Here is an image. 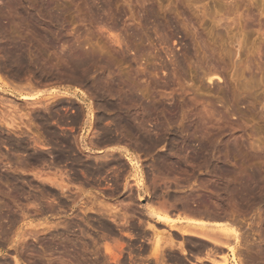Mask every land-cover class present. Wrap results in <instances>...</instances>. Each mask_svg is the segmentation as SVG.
<instances>
[{"label": "rangeland", "instance_id": "374dc122", "mask_svg": "<svg viewBox=\"0 0 264 264\" xmlns=\"http://www.w3.org/2000/svg\"><path fill=\"white\" fill-rule=\"evenodd\" d=\"M8 1L0 0V20H2L1 23L3 24V28L2 25L1 28L4 29L0 28V43L3 44V41L10 36L12 40L17 39L20 44L26 42L28 48L25 44H22L31 53L33 52L32 56H40V63L35 61L36 64H33L35 66L34 70H38L37 73L40 72L38 73L40 76H37L36 80H38V77L39 80L43 79L39 84L34 83L37 85L36 90L69 88L71 92L77 91L80 93L81 90L86 91L88 97L86 95L85 101L82 100V97H80L82 99H79L73 93L74 97L62 96L64 98H60V100L65 102V106L68 107L67 112L73 113L71 105H85L84 107L86 108L88 102L96 104L94 93L89 90L90 85L87 86L86 82L84 84L63 79L57 73L58 69L62 70L66 65V63H62L63 61L60 58L64 57L67 60L68 57L66 56L70 54V50L75 49V47L77 49V45H81L84 49L90 48L88 50L94 52L96 60L106 61L105 66L108 76L115 80L116 83L119 79L122 81L121 85L117 86L123 87L125 85V90L129 91H133V89L138 91L139 89L138 92L142 95L141 98H144L142 100L145 104H156V106H152L150 115L144 113L143 115L146 118L141 115L140 117L144 118V121L148 123L146 126L151 128L153 133L157 130L155 126L164 124V133L167 136V140L165 139V142L163 141L151 148L149 152L128 145L132 152L131 155L133 157L134 154L139 156L145 169L148 186V191L142 193L145 201L156 199L162 194V190H165L164 198L167 200V205L176 204L180 199L178 204L171 210L173 216L176 217L179 216L176 213L183 210L181 203L183 197H180V195L195 197L196 191L201 192L204 195H209L208 205H213L214 207L221 204L219 206L221 208L230 199L229 194H227V185L235 183L234 186L237 185L236 188L239 186L238 189L241 192L237 189V194H234L238 208H240L238 218L242 219V222L241 220L238 222V226L241 228L243 236H252L251 239L254 237L259 239L260 235L258 232L264 226L257 223L260 216L258 208L264 207V204L258 200H249L247 197L242 196L240 184L241 180L243 178L247 179L253 170H262L260 180L264 179V158H261V162L260 158L255 156L256 149L259 148V151L264 150V0H82L83 2L81 0H15L11 3L9 1L10 4ZM44 3L47 4L48 11H51L56 16L53 22L49 20L45 22L44 17H38L40 16L38 12H42L41 7ZM28 6L33 8L32 15L37 13L33 16V19L35 18L33 21L37 19L35 24L39 29H43L42 32L31 25L25 18L26 10L27 12L31 11ZM102 6H106V10H103ZM92 7L93 10L91 9ZM87 9L90 10L88 11ZM117 16L120 18V25L117 29H110L112 30L110 31L105 22L108 24L115 20ZM157 24H161L165 28L163 27V30H159L155 27ZM2 32L6 35H3ZM135 32H138V35ZM140 32L142 33L141 35ZM23 33L24 36L22 35ZM163 34L165 37H163ZM116 35L121 40L124 39V52L122 46L120 48L115 43L116 41H113ZM141 36H144V38ZM46 37L49 38V43ZM135 37L136 40H134ZM132 41L136 45L133 43L131 47L133 46L134 49L133 47L128 49L127 42L130 43ZM138 45L140 48L143 47L142 50L136 47ZM134 51H137L136 54ZM1 53L3 54V52ZM1 53L0 64L2 63V58H4ZM136 57L142 65L136 61ZM64 58L63 60L66 61ZM114 60L116 61L113 62ZM142 60L144 61L142 62ZM50 69H53V71L51 70L52 72H50ZM93 69L90 79L101 74L104 70V68L99 66H96V69L93 67ZM135 70L139 71V73H136ZM211 71L217 76L213 79L215 82H209L206 78ZM1 73L0 84L5 89L10 88L13 90L16 87H13V85H18L19 83L22 85L29 80V78L28 80L26 78V75L29 76L28 74H25L24 77L22 76L21 79H14L5 73L4 70ZM35 78H32L33 82H35ZM0 92V95H2L0 97L4 96L3 98L11 99L12 102L10 101V103L14 104V108L17 107L16 109L21 110L20 113L19 110H12L14 112H12V116L14 115L19 121L21 119L20 114L26 113L30 106L22 107L26 102L18 97L17 94L9 93L2 89H0ZM158 102H160V106H157ZM205 109L207 113H205ZM112 114H108V116L110 115L109 119L105 120L104 123H109L112 120ZM21 120L28 123L27 117H23ZM1 123L0 264H218L219 260L228 255L227 249L224 247L219 250L220 246L212 245L211 243L202 244V240L194 236H182L181 233L172 229L167 223L158 222L146 214H139V216L137 215V217L133 218V223L135 225L139 224L136 225V228L138 229L141 226L138 229L139 231L137 230L139 234L136 232L135 238L129 237L126 234L129 232L128 229L108 217L105 214L106 212H103V216L105 214L104 217L106 218L107 227L104 228L106 230L102 227L100 228L98 222L101 217L105 218L101 216L102 214L96 208L95 210H90L89 208L94 201L98 202L100 200L110 202L108 204L111 205H117L118 201L122 199L119 194L124 191V179L121 181V191L112 194L109 193L108 188L103 189L100 187L109 185L104 182L101 185H88L79 180L75 179V181L72 178H67L66 175H69L70 171L67 170V166L54 163V159L51 157V149H43L34 145L32 136L37 131L35 125L30 129L22 125V130L25 132L20 138L26 141L30 147V152L36 153L38 152L37 150H43L46 153V159L31 163L26 162L24 160L26 156L23 152L11 148L12 146L7 145L4 141L7 138H17L16 140H18L17 133L14 134L13 130ZM195 123L202 126L200 128L202 131L199 132L200 135L208 136L209 141L211 140V145L215 142L216 144L214 143L215 145L213 146L219 147L217 152L216 150L213 151V155L219 153L218 157L214 155L215 158H213L215 170L217 169L214 173L211 172L208 165L200 164L199 159L195 160V148L197 146L199 148V145H197L199 142L197 141L200 139H198V135L196 138L194 134ZM64 127L70 136L74 134L75 136L78 135L79 138L84 137L87 139L92 134L91 129L89 130L88 122L85 125H79V127L75 125L71 128L70 124H66ZM182 130H185L184 133H192L190 134L192 146H185L180 154L175 155V153L172 154L173 156L169 154V157L173 159H170L171 168H174L170 171L171 176L168 174V178L164 181H160L159 176H157L154 181L152 179V167L154 168L155 160H157L159 154L164 152V149L169 152L177 150L176 145L172 142H175V140L179 141V137H177V139L179 138L178 140L174 137L177 134H181ZM25 133L28 135H25ZM71 138L74 139L73 136ZM220 144L221 146H219ZM84 147L83 150H88V148ZM102 148H107L106 151L113 154H111V157L124 155L120 152L121 150L116 151L104 146ZM219 149H222V152ZM253 149L254 151H252ZM96 150L100 152V150L104 149L96 148L91 153H96ZM17 158L20 161L24 160L25 164L17 163L19 161ZM172 161H174L173 164ZM257 166H259L258 169H256ZM222 168H231L236 171L227 173L221 171ZM134 173V168H131L130 172L125 171V175H127L125 182L128 183L127 189L123 194L130 192L131 189L129 188H133L137 192L136 186L133 185L137 182ZM8 174L11 176L9 177ZM54 176H56L57 180L61 179L58 181H63L67 185L65 191L62 192L58 186H54L49 181L50 178H55ZM9 178L11 179L9 180ZM260 180L253 181L252 179L251 182L257 189L263 188L262 191L264 192V180L263 182ZM77 184L84 186H81V188ZM82 189L85 190L83 191ZM173 191L178 193L175 192L174 194ZM90 198L94 201H90ZM74 199L76 200L74 201ZM145 201L137 199L136 203L139 206ZM223 211L225 212L226 210L221 212ZM150 222L155 225L156 230L160 233L163 230L161 245L166 259L164 262L159 261L155 255L154 257L152 255L157 236L154 230L150 228ZM39 223L41 224L39 225ZM175 224L183 227L180 222H175ZM183 228L186 227L184 226ZM256 230L257 232H255ZM168 235L177 241V244L182 243V241L187 243L189 250H187V254L183 253L180 246H177L178 248L176 246L175 248L174 245V248L171 247L172 244L169 242ZM253 241L248 243L249 246L246 243H240L238 246L241 247H238V253L241 254L237 253V256L242 260L248 259L246 252L252 256L256 254L258 256L257 259H259L255 260L254 256L255 263L253 264H257L262 258L259 257L261 254L259 253V255L255 251L258 249L257 251L260 252L261 249H264V241L263 244L261 243V247L258 242L255 243ZM197 243H200V246ZM107 245L113 246L112 248L115 247L113 249L114 254L107 252ZM209 247H215L212 254L208 250ZM249 250L253 254H250ZM229 255L231 256V252H229ZM197 257H201L202 260L198 261ZM210 258L216 259V262H211Z\"/></svg>", "mask_w": 264, "mask_h": 264}, {"label": "bare ground", "instance_id": "6f19581e", "mask_svg": "<svg viewBox=\"0 0 264 264\" xmlns=\"http://www.w3.org/2000/svg\"><path fill=\"white\" fill-rule=\"evenodd\" d=\"M3 1V0H2ZM5 1V0H4ZM10 3L11 2H14L15 0H9ZM8 1V3H9ZM21 1V0H20ZM76 1V0H75ZM74 1V2H75ZM82 1V0H81ZM86 1V0H85ZM89 1V0H88ZM95 1V0H94ZM101 1V0H100ZM113 1V0H112ZM17 2V1H16ZM83 2V1H82ZM81 2V3H82ZM110 2V1H109ZM9 3V4H10ZM89 3V2H87ZM103 3V2H102ZM101 3V4H102ZM21 4V3H20ZM37 4V3H36ZM65 4V3H64ZM85 4V3H84ZM12 5V4H11ZM16 5V4H14ZM30 5V4H29ZM87 5V4H86ZM89 5V4H88ZM104 5V4H103ZM110 5V4H109ZM108 5V6H109ZM17 6V5H16ZM23 6V5H22ZM82 6V5H81ZM112 6V5H111ZM27 7V6H26ZM30 6H28L29 8ZM34 7V6H33ZM47 4L44 3L42 5V12H38L41 18L44 17V20L45 22H47V20H49L50 22H53L54 19L56 18V16L51 12V11H48V8H47ZM87 7V6H86ZM89 7H91L89 5ZM96 7V6H95ZM94 7V8H95ZM106 6H102L101 8L103 10H106L105 9ZM36 8V7H35ZM34 8V9H35ZM84 8V7H82ZM110 8V7H109ZM108 8V10H109ZM31 11H28L26 10V17L28 22L31 23V25H33L35 28H37L40 32H42L43 29H39L38 26L35 24L36 20L33 21V16L36 15L37 13L33 14L32 15V9L31 8ZM29 9V10H30ZM68 9V8H67ZM93 10V7L91 8ZM38 10V9H37ZM88 10V9H87ZM90 10V9H89ZM88 10V11H89ZM107 10V11H108ZM36 11V10H35ZM33 11V12H35ZM57 11V10H56ZM62 11V9H61ZM95 11V10H94ZM106 11V12H107ZM109 12V11H108ZM107 12V13H108ZM22 13V12H21ZM93 13V12H92ZM90 13V14H92ZM96 13V11H95ZM100 13V12H99ZM97 14V13H96ZM114 14V13H113ZM98 15V14H97ZM122 15V14H121ZM24 16V15H23ZM58 16V15H57ZM95 16V15H94ZM2 17V16H1ZM55 17V18H54ZM59 17V16H58ZM37 18V16H36ZM47 18V19H46ZM62 18V17H61ZM3 19V18H2ZM59 19V18H57ZM90 19V18H89ZM92 19V18H91ZM119 17L117 16V18L113 21H111L110 23H106L105 21V24L107 25V27H109V30L110 29H117L120 25V22H119ZM103 20V19H102ZM48 21V22H49ZM100 21V20H99ZM2 20H0V28H1V25H2V28H3V24L1 23ZM109 22V21H107ZM64 24V23H63ZM52 25V24H51ZM104 25V26H106ZM103 26V27H104ZM155 26V25H154ZM6 27V26H5ZM157 29L159 30H163V25L161 24H157L155 26ZM1 28V29H2ZM142 29V27H140ZM165 28V27H164ZM0 29V30H1ZM8 29V28H7ZM48 29H49V26H48ZM132 29V28H131ZM135 29V28H133ZM155 29V28H154ZM155 29V30H157ZM4 30V29H2ZM6 30V29H5ZM50 30V29H49ZM57 30V29H56ZM166 30V29H165ZM112 31V30H110ZM136 31V30H135ZM153 31V30H152ZM175 31V30H174ZM5 32V31H3ZM2 32V34H3ZM59 32V31H58ZM57 32V33H58ZM115 33V31H113ZM134 32V31H133ZM131 32V33H133ZM162 32V31H161ZM160 32V34H161ZM1 33V32H0ZM9 33V32H8ZM7 33V34H8ZM136 33V32H135ZM134 33V34H135ZM138 33V32H137ZM136 33V34H137ZM163 33V32H162ZM168 33V32H167ZM166 33V34H167ZM5 34V33H4ZM3 34V35H4ZM134 34H131V35H134ZM142 33L140 32V35ZM6 35V34H5ZM14 35V34H13ZM24 36V33L22 34ZM21 35V36H22ZM115 35V34H114ZM138 35V34H137ZM164 35V34H163ZM20 36V38H21ZM35 36V35H34ZM136 36V35H134ZM28 37V36H26ZM113 38V36H111ZM138 37V36H137ZM144 38V36H141ZM162 37V36H161ZM165 37V35L163 36ZM167 37V36H166ZM15 38V37H13ZM33 38V37H32ZM48 40L49 38L46 37ZM139 38V37H138ZM35 39V38H34ZM44 39V38H43ZM114 40L113 41H116L115 43L117 45H119V47L121 48L122 46V50L124 52V48H123V40H121V38L117 37L116 35V38H113ZM165 39V38H163ZM3 40V38H2ZM29 40V39H28ZM27 40V41H28ZM53 40V39H51ZM50 40V42H51ZM136 40V37L135 39ZM133 40V41H134ZM144 40V39H143ZM161 40V39H160ZM21 41V40H19ZM30 41V40H29ZM33 41V40H32ZM45 41V40H44ZM112 41V42H113ZM126 41V40H125ZM127 42V47L129 49V47H131V45H133V43L135 44V42ZM22 42V41H21ZM142 42V41H141ZM23 44L26 45V42H22ZM20 44V42L18 43L17 42V39L16 40H12V38L7 37L5 41H3V44L0 45V53L3 52V57L2 58V63L0 64V79L1 78V72L2 70H4L5 73H7L8 75L12 76L14 79H21L22 76L24 77L25 74H28L29 76L26 75V78L28 80L29 78V82L27 81V83L25 84H22L20 85V83L18 85H13L16 86L15 88H13V90H11L10 88H7L5 89L4 87H2L3 85L0 84V89L4 90V91H8L9 93H13V94H17L18 97H20L22 100H25L26 103H24L25 105H22L23 106H30L27 107L29 108V110L26 111V113H21L20 114V118L22 119L23 117H27L28 118V123L26 122H23L21 119V121L17 120L15 118V116L13 115L12 116V110H19V109H16L14 108V104L10 103L11 99H7V98H3V97H0V119H1V124H4L5 126H7L10 130H13L14 134H16V136L19 138L18 140L14 139V138H7L5 141V143H7V145L9 146H12L11 148L15 149V150H18L19 152H23V154H25V158H22L24 159L26 162H35L37 160H43V159H46V153L43 151V150H37L38 152L34 153V152H30L29 149L30 147L27 145L26 141L22 140L20 137L23 135V133L25 131L22 130V125H25L27 128H32L33 125L36 126L37 128V131L34 132V136H32L31 138L34 139V145L36 147H40V148H43V149H47L48 147H50L49 145L51 144V141L53 140H58V144L57 145V149L54 152L52 153L54 156L56 155H60L61 157H54V163L56 162L57 165H59L61 162L63 163V159L64 157L65 160L67 159V155H70V154H73L75 156H73L74 158V161H76L78 163H80L79 165V169L80 171L83 173L84 176L87 175L88 176H93L96 174V173H100V169L103 168L102 166H106V165H110L111 162L113 164V166L115 165L116 167V171L118 173H116V176H115V182L118 183L119 180H121V177L123 179V174H125V171H129L131 170V168L133 169L134 168V177L136 178V183H134L133 185H135L137 187V190H138V198L140 201H145V197L144 195L142 194L143 192H146L148 191V186H147V179H146V176H145V172H144V168H143V165H142V162L141 160L139 159V156L135 155L134 154V157L133 155H131V150L129 148L128 145H132V146H135L137 148H141L142 150H147V152L151 151V148L157 146L159 143H162L163 141L165 142L167 140V136L165 135L164 133V127L162 124H158L156 127V131L153 133V130L149 127L146 126V124H148L147 122L144 121V118L143 117H140L141 116H144L143 114L144 113H147L149 114L151 112V109H152V106H156V104L154 103H151L153 105H150V103H144L142 98H141V94L138 92V91H135L133 89V91H129V90H125V85L123 87H119L117 85H121L122 81L119 79L118 82L116 83L115 80L111 79L108 75V72L106 71V61L104 60H96L95 59V56H94V52L92 51H89L88 49H84V47H82L81 45H77V49L75 47V49L73 50H70V54H68L66 58H63L66 60L64 61L63 58L60 60L63 61L62 63H66V65L64 66V69L62 70H59L58 69V72L59 73V76L61 75L63 77V79H66V80H72V81H75V82H79V83H84L85 82L87 83V86L90 85V91L92 93H94V97L96 99V104H92V103H89L87 104V107L85 108L84 106L85 105H81V106H78V105H71L72 109H73V113L71 114L70 112H67L68 111V107H66L65 105V102L63 100H60V98H64V97H74L73 95H75L76 97H79V99H82L83 101L86 100V91H82L79 93L77 91H72L69 89V88H66V89H56V88H52V89H48L46 90L44 88V90L40 89V90H36V84H39V82H41L42 80H39V77H38V80L37 79V76H40L37 71L38 70H34L35 69V66L33 64H36L35 61L39 62L40 61V56H37L35 53V57L34 55L32 56V53L31 51H29L27 48H28V44L26 45L27 48L23 45V44ZM48 43H49V40H48ZM54 43V42H53ZM144 44V43H143ZM52 45V44H51ZM115 45V44H114ZM136 45V44H135ZM141 45V44H139ZM136 46V47H139V50H142L143 47L140 48V46ZM142 46V45H141ZM36 47V46H35ZM39 47V46H38ZM118 47V48H119ZM133 47V46H132ZM131 47V48H132ZM135 47V49H136ZM111 48V47H110ZM115 48V47H114ZM119 48V49H120ZM130 48V49H131ZM29 49L31 50V48L29 47ZM34 49V48H33ZM112 49V48H111ZM109 49V50H111ZM134 49V47H133ZM138 49V48H137ZM146 49V48H144ZM38 50V49H37ZM69 50V49H68ZM121 50V49H120ZM118 51V50H117ZM116 51V52H117ZM129 51V50H128ZM131 51H133L131 49ZM109 52V51H108ZM127 52V51H126ZM135 52V51H134ZM133 52V53H134ZM137 52V51H136ZM135 52V54H136ZM143 52V51H142ZM260 52V51H259ZM39 53V52H38ZM104 53V52H103ZM111 53V51H110ZM113 53V52H112ZM122 54V52H120ZM42 55V54H41ZM118 55V54H117ZM116 55V56H117ZM126 55V54H125ZM128 55V54H127ZM1 56V55H0ZM44 56V54H43ZM41 56V57H43ZM123 57V55H121ZM58 57V56H57ZM109 57V56H108ZM112 57V56H110ZM135 57V56H134ZM113 58V57H112ZM128 58V56H127ZM46 59V58H45ZM56 59V57H55ZM102 59V58H101ZM121 59V58H120ZM135 59V58H134ZM141 59V57H140ZM57 60V59H56ZM131 60V58H130ZM145 60V59H144ZM142 60V62L144 61ZM110 61V60H109ZM116 60H114L113 62H115ZM123 61V60H122ZM126 61V60H125ZM136 61H140V60H137V57H136ZM42 62V61H41ZM128 62V61H127ZM40 63V62H39ZM39 63H38V67H39ZM49 63V62H48ZM47 63V64H48ZM140 63V62H139ZM141 64V63H140ZM142 65V64H141ZM96 66H99V67H102L104 68L103 72L101 74H98L97 76H94L93 79H90V74L92 72L93 67H95L96 69ZM47 67V66H46ZM57 68V67H56ZM113 68V67H112ZM40 69V68H39ZM44 69V68H43ZM53 69H50V72H52ZM108 70V68H107ZM111 70V69H109ZM56 71V70H54ZM136 71V70H135ZM36 72V73H35ZM46 72V71H44ZM98 72V71H97ZM139 73V71H136V73ZM176 73V72H175ZM44 74V73H43ZM48 74V73H47ZM111 74V73H110ZM134 74V73H133ZM4 75V74H3ZM34 75V76H33ZM57 75V74H56ZM96 75V74H95ZM216 76V74L214 72H210L209 75L206 77L207 80L209 82H212L214 81V77ZM7 77V75H6ZM36 77V78H35ZM54 77V76H53ZM120 77V76H119ZM217 77V76H216ZM32 78L34 79L35 78V82H33ZM55 78H57L55 76ZM124 78V77H123ZM25 80V79H24ZM32 80V81H31ZM2 81V80H1ZM23 81V80H22ZM135 81V80H133ZM4 82V81H3ZM131 82V81H130ZM215 82V81H214ZM36 83V84H34ZM127 83V82H125ZM6 84V83H5ZM130 84V83H129ZM134 84V83H133ZM128 85V84H127ZM12 88V87H11ZM144 89V88H143ZM135 91V92H134ZM138 92V93H136ZM165 92V91H164ZM1 93V92H0ZM6 93V92H4ZM73 93V95H72ZM12 94V95H13ZM64 94V95H63ZM166 94V92H165ZM2 96V95H0ZM64 96V97H62ZM9 97V96H8ZM82 97V98H80ZM88 97V95H87ZM90 98V97H89ZM144 99V98H143ZM248 100V99H247ZM67 101V100H66ZM80 102H83L81 100H79ZM163 101V100H162ZM12 102V101H11ZM14 102V100H13ZM24 102V101H23ZM79 102V103H80ZM92 102V101H90ZM22 103V101H21ZM196 103V101H195ZM28 104V105H26ZM72 104V103H71ZM74 104V103H73ZM21 105V104H20ZM160 102L157 103V106H160ZM165 105V104H164ZM33 106V107H32ZM173 106V105H172ZM205 106V105H204ZM26 108V109H27ZM70 108V107H69ZM70 108V109H71ZM11 109V110H10ZM25 109V110H26ZM154 109V108H153ZM163 109V108H162ZM167 109V108H166ZM189 109V108H188ZM187 109V110H188ZM209 109V108H208ZM34 110V111H33ZM96 110H97V113H96ZM206 110V109H205ZM211 110V109H210ZM209 110V111H210ZM33 111V112H32ZM70 111V110H69ZM153 111V110H152ZM157 112V110H155ZM164 111V110H163ZM21 112V110H19V113ZM211 112V111H210ZM14 113V112H13ZM113 113V114H112ZM205 113H207V110L205 111ZM212 113V112H211ZM108 114H112L111 115V123L109 122H106L104 123L105 120L109 119L108 117ZM153 116H154V112L152 113ZM184 114V113H183ZM210 115V113H208ZM213 114V113H212ZM17 115V114H16ZM150 115V114H149ZM187 115V114H186ZM206 115V114H205ZM148 116V115H147ZM173 116V114H172ZM204 116V115H202ZM211 116H214V115H211ZM145 117V116H144ZM149 117V116H148ZM171 117V116H170ZM201 117V116H200ZM199 117V118H200ZM146 118V117H145ZM176 118V117H175ZM157 119V118H156ZM160 119V118H159ZM183 119V118H182ZM203 119V118H201ZM146 120V119H145ZM152 120V119H151ZM198 120V119H197ZM161 121V120H160ZM176 121V120H175ZM89 123V130L91 129V133L90 134L91 136L89 138H79V136L76 138V139H73L74 141H72L70 139V136H68L67 134H65V129L64 128V125L66 124H70V127H74L75 125L79 127V125H85L86 123ZM159 122V121H158ZM157 122V123H158ZM196 122V120H195ZM200 122V121H199ZM198 122V123H199ZM202 122H204L202 120ZM205 123V122H204ZM156 124V123H155ZM201 124V123H200ZM72 125V126H71ZM172 125V124H171ZM183 125V124H182ZM207 125V124H206ZM167 126V125H166ZM208 127V126H207ZM206 127V129L208 130V128ZM176 128V127H175ZM182 128H185V127H182ZM187 128V127H186ZM202 128V126H199L198 124L195 123V128H193V130H195L194 134L196 136V138L198 137L199 141V148H195V160L199 159L200 161V164H206L208 165V167L211 169V172L214 173V171H217V169L215 170V166H214V162H213V158L214 155H216V153L213 155V151L216 150L217 152V148L219 147H216V146H213L215 145L216 143L213 142L211 145V140L209 141L208 139V136H202L200 135L199 132H201L202 130L200 129ZM34 129V128H33ZM83 129V128H81ZM26 130V129H24ZM65 130V131H64ZM175 130V129H174ZM23 131V132H22ZM167 131V130H166ZM181 131V130H180ZM183 131V130H182ZM185 131V130H184ZM183 132H180L181 134H177L175 137L173 135L174 138L177 139V137H179V141H176L175 139V142H172L176 145L177 147V150L175 151L174 149V152H169V151H165L164 149V152L159 154L158 157H157V160H155L156 163H154V168L152 167V179L155 181L157 179V176H159L160 178V181H164L165 179H167L169 176L168 174H170V171L171 169V162H170V159H172V157L170 158L169 157V154L172 155V154H180L181 152H183V148L187 145H191L192 146V138L190 136V134L192 133H184ZM187 131V130H186ZM210 133V132H209ZM218 134V133H217ZM25 135H28L25 133ZM93 135V136H92ZM198 135V136H197ZM206 135V134H205ZM214 136V135H213ZM216 136V135H215ZM29 137V136H28ZM95 137V138H94ZM170 137V136H169ZM195 138V139H196ZM25 139V138H24ZM84 139H86L84 141ZM166 139V140H165ZM177 139V140H178ZM197 140V139H196ZM56 142V141H55ZM179 142V143H178ZM217 142V140H216ZM224 142V141H223ZM125 143V144H123ZM215 143V144H214ZM225 143V142H224ZM53 144V143H52ZM172 144V145H174ZM219 144V143H218ZM217 144V145H218ZM226 144V143H225ZM253 144V143H252ZM251 144V145H252ZM224 145V144H223ZM258 145V144H257ZM54 146V145H53ZM75 146H79L80 148L85 146L84 148H88V155L90 157L93 156V159H89V156L87 158V160L83 161L82 162H79L81 161L79 159V156H78V152L76 154V150H75ZM110 147L112 149H115L116 151H119L121 150L120 152H122L124 155L123 156H112L111 157V154L112 153H109L106 151L105 148H102V147ZM160 146V145H159ZM221 146V144L219 145ZM225 146V145H224ZM253 146V145H252ZM255 146V145H254ZM260 146V145H259ZM52 147V146H51ZM216 147V148H215ZM245 147V146H244ZM250 147V146H249ZM261 147V146H260ZM53 148V147H52ZM96 148H101V149H104V150H100V152H97L96 153H91V152H94ZM109 148V149H110ZM247 148V147H246ZM264 148V147H263ZM77 149V148H76ZM82 149V148H81ZM230 149V148H229ZM228 149V150H229ZM238 149V148H237ZM248 149V148H247ZM252 149V148H250ZM111 150V149H110ZM172 150V149H171ZM220 150V149H219ZM218 150V151H219ZM222 150V149H221ZM220 150V151H221ZM231 150V149H230ZM249 150V149H248ZM247 150V151H248ZM257 151L255 152V156H257L258 158H264V150L263 151H259V148L256 149ZM262 150V149H261ZM36 151V150H35ZM83 151V150H82ZM233 151V150H231ZM236 151V150H235ZM241 151V150H239ZM245 151V150H244ZM254 151V149L252 150ZM113 152V151H112ZM190 152V151H189ZM188 152V153H189ZM222 152V151H221ZM228 152V151H227ZM238 152V150H237ZM250 152V151H248ZM8 153H9V150H8ZM11 153V152H10ZM14 153V152H13ZM67 153V155L65 154ZM84 153V152H83ZM245 153V152H244ZM15 154V153H14ZM86 154V152H85ZM144 154V153H143ZM219 154V153H218ZM217 154V155H218ZM251 154V153H250ZM19 155V154H18ZM81 155V154H80ZM113 155V154H112ZM216 155V156H217ZM229 155V154H228ZM248 155V154H247ZM254 155V154H253ZM173 156V155H172ZM184 156V155H182ZM181 156V157H182ZM240 156V155H239ZM243 156V155H242ZM252 156V155H251ZM15 157V156H14ZM21 157V155H20ZM23 157V156H22ZM53 157V156H52ZM63 157V159H62ZM69 157V156H68ZM218 157V156H217ZM234 157V156H233ZM9 158V157H8ZM248 158V157H247ZM10 159V158H9ZM19 159V158H17ZM219 159V158H217ZM230 159V158H229ZM22 160L17 162V163H24L25 164V161ZM64 160V161H65ZM71 160H72V157H71ZM173 160V159H172ZM192 160V159H191ZM228 160V159H227ZM248 160V159H247ZM252 160H253V156H252ZM258 160V159H257ZM264 160V159H263ZM176 161V160H175ZM179 161V160H178ZM198 161V162H199ZM220 161V160H219ZM10 162V161H9ZM174 161H172V164H173ZM255 162V161H254ZM262 162V160H261ZM19 163V164H20ZM182 163V162H181ZM111 164V165H112ZM18 165V164H17ZM23 165V164H22ZM56 165V164H55ZM74 165V164H73ZM150 165V164H149ZM178 165V164H177ZM222 165H224L222 163ZM62 166V165H61ZM67 166V165H66ZM174 166V165H173ZM181 166V165H180ZM110 166H107L106 167V170H108ZM150 167V169H151ZM227 167V166H226ZM259 166H257L256 169H258ZM56 168V167H55ZM66 168V167H65ZM69 168V167H68ZM71 168V167H70ZM128 168V169H127ZM184 168V167H183ZM199 168V167H198ZM219 168V167H218ZM19 169V168H18ZM174 169V168H173ZM235 169V168H234ZM69 170V169H68ZM77 170V169H76ZM75 170V173H74V180L76 178V180H79L80 182H85L86 184L90 185V183L92 182L91 180H88V178L86 177V179H82L83 177L81 176V174H79V172H77ZM115 170H114V167H113V172L115 173ZM186 170V168H185ZM66 171V170H65ZM104 171V170H103ZM219 171V170H218ZM221 171H224V172H227V173H232V172H235L233 169H229V168H222ZM262 171V170H261ZM261 171H255L253 170L252 173L248 176V178H243L241 181V191H242V196H244L245 198L247 197L249 200L250 199H254V200H258L260 202H263L264 204V192L262 191L263 188L261 189H257L255 186L252 185V182L251 180L253 179V181L255 180H260V176L261 175ZM67 172V171H66ZM102 172V171H101ZM148 172V171H147ZM173 172V170H172ZM241 173V172H240ZM11 174V173H10ZM67 174V173H66ZM173 174V173H172ZM175 174V173H174ZM181 174V173H179ZM189 174V173H188ZM42 175V174H41ZM62 175V174H61ZM150 175V174H149ZM229 175V174H228ZM235 175V174H234ZM242 175V174H241ZM8 176L10 177L11 175L8 174ZM73 176L71 177V174L69 173V175H66V177L68 178H73ZM151 176V175H150ZM171 176V174H170ZM176 176V175H175ZM264 176V175H263ZM41 177V176H40ZM55 178H50L49 181L51 183L54 184V186H58L62 192L65 191V189H67V185L65 183H63V181H58V180H61V179H56V176H54ZM125 177V180L127 178V175H124ZM232 177V176H231ZM63 178V176H62ZM233 178V177H232ZM238 178H240V176H238ZM242 178V177H241ZM11 178H9L10 180ZM48 179V178H47ZM114 179V178H113ZM206 179V178H205ZM214 179V178H213ZM263 179V178H262ZM63 180V179H62ZM70 180V179H69ZM75 180V181H76ZM264 180V179H263ZM263 180H260L263 182ZM12 181V180H11ZM72 181V179H71ZM78 181V182H79ZM91 181V182H90ZM97 180H95L96 182ZM114 181V180H113ZM186 181V180H185ZM235 181V180H234ZM94 182V181H93ZM168 182V181H167ZM120 183V182H119ZM127 183L128 182H125L124 184V187L127 189ZM52 184V185H53ZM68 184V183H67ZM92 184V183H91ZM161 184V182H160ZM167 184V183H166ZM224 184V183H223ZM78 186H84V185H80V184H77ZM98 185V184H97ZM163 185V184H162ZM212 185V184H211ZM234 184H229L227 185V189H228V193L229 194V197L230 199L223 204V206H221V209L219 206H210L208 205L209 204V195H204L202 194L201 192H195V197L193 196H184V195H180V197H183V199H181V203H182V208L183 210H181V212H178L176 213L177 215H181L180 217L179 216H173V213L171 212V210L175 207L176 204H178V202L176 204L174 203H171L170 205H167V200L164 198V194H165V191H162V194L158 197H156V199L154 200H151V201H145L144 203H141L140 204V208L142 207L141 211L146 214L148 217L150 218H154L156 221L158 222H165L167 223L172 229L174 230H177L179 233H181L182 236H194L196 238H199L202 240V244H208V243H211L212 245H216V246H220V249L221 248H225L227 249V256H224L225 258H221L222 260H219L218 264H253L255 263L254 262V256H255V260H258L256 256V254L254 256L252 255H249L247 254L246 252V255L248 256V259H242V260H245V261H242L241 259H239V257L237 256V253L239 251L238 247H241V246H238L240 243H246L248 245V243H250L251 241L253 242H258L259 246L261 247L262 244H263V241H264V227L262 230H259V239H256L255 237L253 239H251V237L249 236H246L244 235L243 236V233L241 231V228L238 226V222H242V219L238 218V211L240 208H238V203L237 201L235 200L236 198H234V194L236 193L237 189L239 188H236V186H234ZM260 186V185H258ZM79 187V188H80ZM215 187V186H214ZM69 188V187H68ZM78 188V190H79ZM82 188V187H81ZM84 188V187H83ZM124 188V189H125ZM129 188V187H128ZM207 188V187H206ZM218 188V187H217ZM131 190H133V188H129ZM17 190V189H16ZM19 190V188H18ZM21 190V189H20ZM81 190V189H80ZM83 190V189H82ZM85 190V189H84ZM83 190V191H84ZM112 190H114L112 188ZM22 191V190H21ZM72 191V190H71ZM120 191V190H119ZM135 191V190H134ZM158 191V190H157ZM172 191V190H171ZM182 191V190H181ZM220 191V190H219ZM238 191L240 192V190L238 189ZM87 192V190H86ZM84 192V193H86ZM112 192V191H111ZM118 192V191H117ZM174 192V191H173ZM177 192V191H175ZM174 192V194H175ZM180 192V191H179ZM215 192V191H214ZM88 193V192H87ZM90 193V192H89ZM178 193V192H177ZM176 193V195H177ZM192 193V192H191ZM208 193V192H207ZM216 193V192H215ZM241 193V192H240ZM21 194V193H20ZM80 194V193H78ZM187 194V193H186ZM217 194V193H216ZM237 194V193H236ZM18 195V194H17ZM23 195V194H22ZM188 195V194H187ZM222 195V194H220ZM240 195V194H239ZM97 197V196H96ZM238 197V196H237ZM172 198V197H171ZM240 198V196H239ZM92 198H90L89 200H91ZM127 199V198H126ZM129 201L128 202H125V201H118L117 205H111V204H108L110 202H105V200H100V201H92L93 204L90 206V210H96L97 211H100V213L102 214L101 216H103V212L108 215V217H110L111 219L115 220V222H118L119 225L122 224L123 227L127 228L129 232H127L126 234L131 237V238H135L136 237V232L137 230L141 227H139L138 229L136 228V225H139V224H134L133 222V218L136 217V215L139 216L138 212H137V207L135 206L134 203H136V199L134 198L133 194L129 196ZM228 199V198H227ZM73 200V199H72ZM76 199H74L75 201ZM224 200V199H223ZM248 200V201H249ZM89 201V202H90ZM85 202V200H84ZM257 202V201H256ZM87 203V201H86ZM139 203V202H138ZM222 203V202H220ZM245 203V202H244ZM247 203V202H246ZM241 204V203H240ZM239 204V205H240ZM254 204V203H253ZM180 205V204H179ZM212 207V208H211ZM84 208V207H83ZM245 208V207H244ZM221 209V210H220ZM249 209V208H248ZM222 210H226L223 214V212H221ZM245 210V209H244ZM258 212H259V218H258V224H263L264 226V207H259L258 208ZM228 211V213H227ZM243 211V210H242ZM222 214H221V213ZM227 213V214H225ZM240 213V212H239ZM250 213V212H249ZM104 214V216H105ZM100 216V217H101ZM103 216V217H104ZM245 216V215H244ZM99 217V219H100ZM107 217V216H106ZM105 218V217H104ZM250 218V217H249ZM245 219V218H243ZM256 219V218H255ZM105 219H103L101 217V219L99 220L98 224L100 225V228L102 227L103 229L106 228V223H105ZM135 220V219H134ZM140 220V219H139ZM141 221V220H140ZM138 221V222H140ZM245 221V220H244ZM252 221V220H251ZM256 221V220H255ZM175 222H180L182 224V226L186 227V228H183V227H179L175 224ZM256 223V224H257ZM41 223H39L40 225ZM254 224V223H253ZM257 224V225H258ZM142 225V224H141ZM150 228L154 230V232L156 233V236H157V242L156 244L154 245L153 247V257L155 255V257H157L156 259H158L159 261H165V257H164V253H163V247L161 245V242H162V232L163 230L161 231V233L159 231L156 230L155 228V225L151 222H150ZM157 226V225H156ZM241 226V224H240ZM260 226V225H259ZM99 227V226H98ZM195 228V229H192V228ZM111 228V227H110ZM261 228V227H260ZM142 229V228H141ZM106 230V229H104ZM245 230V229H244ZM248 230V229H247ZM139 231V230H138ZM141 231V230H140ZM104 232V231H103ZM246 232V231H245ZM257 232V230L255 231ZM138 233V232H137ZM154 233V234H155ZM27 234V233H26ZM139 234V233H138ZM141 235V234H140ZM250 235V234H248ZM169 236V239H170V244L171 247H174L176 246H180V248L182 249L183 253L184 254H187V252L189 251L188 250V246H187V243L183 242L182 243L180 242L179 244H177L175 241L170 235ZM255 236V235H253ZM26 237V236H25ZM165 237V236H164ZM167 237V236H166ZM144 238V237H143ZM25 239V238H24ZM23 239V240H24ZM137 239V238H136ZM176 239V238H175ZM22 241V240H20ZM27 241V240H26ZM25 242V241H24ZM168 242V243H169ZM196 242V241H195ZM167 243V245H168ZM262 243V244H261ZM198 244V243H197ZM196 244V245H197ZM200 244V243H199ZM198 244V246H200ZM254 244V243H252ZM251 244V245H252ZM112 245V244H111ZM169 245V246H170ZM242 245V244H241ZM165 246V245H164ZM195 246V245H194ZM243 246V245H242ZM249 246V245H248ZM256 246V245H254ZM113 247V246H112ZM110 245H107V252H109L110 254L113 253V249L115 248H112ZM173 247V248H174ZM175 247V248H176ZM196 247V246H195ZM212 247V246H210ZM209 247V251L211 252L212 254V251L213 249L215 248H210ZM252 247V246H251ZM250 247V248H251ZM178 248V247H177ZM264 248V246H263ZM197 249V247H196ZM200 249V248H198ZM249 249V248H248ZM261 249V248H260ZM259 249V250H260ZM188 250V251H187ZM251 250V249H250ZM249 250V252H250ZM258 250V249H257ZM255 251L257 252L258 254L260 253L262 259L260 262H258L257 264H264V249H261V251ZM22 251V250H21ZM193 252V251H192ZM196 252V251H195ZM229 252H231V256L229 255ZM241 252V251H240ZM243 252V251H242ZM254 252V251H253ZM114 254V253H113ZM191 254V253H190ZM238 254H241V253H238ZM244 254V253H243ZM250 254H253L252 252H250ZM259 254V255H260ZM114 256V255H112ZM166 256V255H165ZM233 256V257H232ZM116 257V255H115ZM114 257V258H115ZM175 257V256H174ZM198 258V261H201L202 258L201 257H197ZM245 258V257H244ZM247 258V257H246ZM232 259V260H231ZM211 262H216V259L214 258H210L209 259ZM38 261V260H37ZM248 261H250L248 263ZM43 262V261H42ZM42 264V263H41ZM197 264V263H196Z\"/></svg>", "mask_w": 264, "mask_h": 264}, {"label": "flooded vegetation", "instance_id": "af4514ba", "mask_svg": "<svg viewBox=\"0 0 264 264\" xmlns=\"http://www.w3.org/2000/svg\"><path fill=\"white\" fill-rule=\"evenodd\" d=\"M65 128V127H64ZM65 131V130H64ZM65 134H67L68 136H70L69 134H68V132L67 131H65ZM71 136H73L74 137V139H76L77 137H78V135H72L71 134ZM71 136H70V139L72 140V141H74L72 138H71ZM76 137V138H75ZM56 141V142H55ZM58 140H53V141H51V144L49 145L50 147H48V148H50L51 149V157L52 158H54V157H61L60 155H56V156H54L52 153H54V152H56L55 150L57 149L56 147H57V145L56 144H58ZM53 143V144H52ZM54 145V146H53ZM53 148H52V147ZM54 148H56V149H54ZM77 148V149H76ZM82 148V149H81ZM79 147V146H75V150H76V154H77V152H78V156H79V159L81 160V161H79V162H82V160L83 161H85V160H87V158H86V156L88 157L89 155H88V150H83V147ZM83 150V151H82ZM84 152V153H83ZM85 152H86V154H85ZM66 155H67V153H65ZM81 154V155H80ZM69 156V157H68ZM73 156H75V155H73V154H70V155H67V159L65 160V158L66 157H64V159H63V157H62V159H63V163L61 162L60 164H63V165H67V170L69 169V171H70V174H71V177L74 175V173H75V170L77 171V172H79V174H81L82 172L80 171V163H78V164H76L77 162L76 161H74V158H73ZM71 157H72V160H71ZM90 159H93V156L92 157H90L89 156V159L88 160H90ZM65 160V161H64ZM74 164V165H73ZM111 164H112V162H111ZM106 165V166H102L103 168H101L100 169V173H96L95 175H94V177L93 176H88L87 177V175L86 176H84L83 175V173H82V179H86V177L88 178V180H91L90 182L92 183V184H98V185H101L102 184V182H104L105 184H109L108 186H100L101 188H103V189H107L108 188V190H109V193H112V194H116V193H119L120 191H121V181L124 179V183L123 184H125V177H124V175L125 174H123V179H122V177H121V180H119L118 181V183H116L115 181V176H116V173H118L116 170V166L114 165L113 166V164L112 165ZM107 166H110V167H108L109 169L108 170H106V167ZM69 167V168H68ZM71 167V168H70ZM113 167H114V170H115V173L113 172ZM116 167V168H115ZM104 170V171H103ZM102 171V172H101ZM73 174V175H72ZM114 178V179H113ZM72 179H74V176H73V178ZM76 179V178H75ZM95 180H97L96 182H95ZM114 180V181H113ZM94 181V182H93ZM120 182V183H119ZM83 183V182H82ZM85 183V182H84ZM90 183V184H91ZM86 184V183H85ZM112 188L114 189V190H112ZM125 188V187H124ZM120 190V191H119ZM112 191V192H111ZM118 191V192H117ZM125 191H126V188L124 189V191H122L120 194H119V197L120 198H122L120 201H125V202H128L130 199H129V196L130 195H132L133 194V196H134V198L137 200H139V198H138V196H137V194H138V190H137V187H136V191L137 192H135L134 190H130V192H128V193H126V194H123V193H125ZM162 191H165V190H162ZM127 198V199H126ZM135 204V206L137 207V212H138V214H144L142 211H141V209H142V207L140 208V204H139V206H138V204L137 203H134ZM177 215V214H176ZM136 217H137V215H136Z\"/></svg>", "mask_w": 264, "mask_h": 264}]
</instances>
